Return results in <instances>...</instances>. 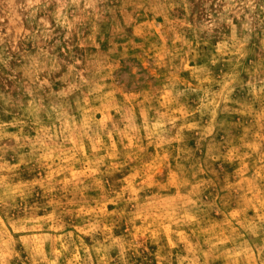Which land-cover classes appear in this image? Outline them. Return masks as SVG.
<instances>
[{"label":"rangeland","instance_id":"1","mask_svg":"<svg viewBox=\"0 0 264 264\" xmlns=\"http://www.w3.org/2000/svg\"><path fill=\"white\" fill-rule=\"evenodd\" d=\"M0 264H264V0H0Z\"/></svg>","mask_w":264,"mask_h":264}]
</instances>
